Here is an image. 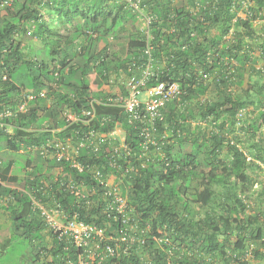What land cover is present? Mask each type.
Listing matches in <instances>:
<instances>
[{"label":"trees","instance_id":"trees-1","mask_svg":"<svg viewBox=\"0 0 264 264\" xmlns=\"http://www.w3.org/2000/svg\"><path fill=\"white\" fill-rule=\"evenodd\" d=\"M130 1L151 16L147 28H130L140 18ZM130 1L12 0L0 14V112L17 106L27 88H48L54 99L50 107L41 105L46 98L35 100L27 112L6 119L15 126L13 135L0 128L9 149L39 148L25 158L24 177L10 180H20L25 191L8 189L9 203L0 209L11 211L14 235L37 248L41 264H80V254L89 264H250L251 248L264 258V180L257 176L264 173V0ZM27 36L37 47H26ZM109 38L122 47L113 51ZM150 56L153 72L145 87L169 80L180 84L181 93L163 109L165 119L153 131L157 145L142 158L139 128L93 87L120 69L141 76ZM92 102L96 114L88 125L67 124L65 108L86 119L82 111ZM45 120H51L49 128H42ZM34 125L40 131L30 130ZM118 125L132 151L119 159L121 169L109 165L106 145L96 153L83 150L80 159L96 163L104 176L115 174L136 232L122 216L115 220L105 187L90 171L53 157L49 168L61 173L52 179L38 162L54 137L77 139L89 129L109 133ZM14 164H6L2 181ZM69 182L95 192L78 196ZM33 198L60 205L67 219L76 216L116 238L128 229L145 242L126 251L121 243L116 255L99 259L59 238L60 228L48 227Z\"/></svg>","mask_w":264,"mask_h":264},{"label":"built area","instance_id":"built-area-1","mask_svg":"<svg viewBox=\"0 0 264 264\" xmlns=\"http://www.w3.org/2000/svg\"><path fill=\"white\" fill-rule=\"evenodd\" d=\"M11 5L12 0L0 1V14L3 13L6 6ZM131 5L139 11L140 15H144L143 19L145 20L147 28L151 23V16L143 14L139 2H131ZM146 52L150 54V48ZM148 60L147 66L142 70V75L138 76L131 71L132 73L128 76L125 85L126 91L109 97L107 101V104L121 108L128 115L129 121L132 124H136V127L139 128L140 134L144 138L141 144L142 152L140 153V157L142 158L148 155L151 145H157L153 131L156 128L157 122L165 119L163 109L169 101L173 100L181 93L180 84L169 80L159 81L153 87L146 88V81L153 72L151 70V62L153 61L152 56H150ZM56 75L58 76V73H56ZM54 86H56V84ZM23 96V101L20 102L15 109L6 107L2 110L0 112V119L14 117L19 113L26 112L28 110V103L38 97L47 96V90L44 89L39 94L33 90H25ZM94 101L97 102V100ZM62 114L68 125L73 122L82 121L86 126L89 121L95 117L96 111L92 102V107L90 109L82 111L86 119H81L80 115L74 114L68 108H65ZM0 126L4 127L5 123L0 122ZM61 130L62 128H57L51 131L55 133ZM115 132L116 129L109 133L89 129L88 131H83L82 135L78 134L77 139H74L72 136L66 139L56 137L48 140L44 146H42V154L45 156H52L58 161H66L72 168H75L79 172L90 171L93 177L105 187V195L109 198L107 209L117 213L114 217L115 220L119 219V216H122L124 221L127 222L131 228V232H136L137 223L131 221V218L128 217L129 204L120 184L116 181L115 174L110 173L104 176L102 169H100L96 163H89L80 159L83 150L96 153L106 145L109 147V151L107 152L109 165L116 170L121 169L119 159L123 156L132 155V151L126 144L125 136L123 140H120L116 137ZM126 169L129 171V168ZM68 186H70L72 193H78V196L84 198L89 193L95 192L94 189H92L91 192L87 190L83 182L79 184L69 182ZM33 203L41 212L49 228H60L59 238L67 239L78 248L90 252V255L94 256L97 252L99 259L108 255H116L119 249L118 246H120L121 243H126L127 250L132 243L139 242L143 244L145 242V238L129 233L128 229L122 231V235L119 239H115L112 235H107L104 227L80 220L76 216L74 218H65V212L60 205L57 207H47L44 202L36 198L33 199ZM113 241H117V243L113 244ZM251 249L248 251L247 256H252L253 252ZM78 259L80 264H89L84 254H80Z\"/></svg>","mask_w":264,"mask_h":264},{"label":"rangeland","instance_id":"rangeland-1","mask_svg":"<svg viewBox=\"0 0 264 264\" xmlns=\"http://www.w3.org/2000/svg\"><path fill=\"white\" fill-rule=\"evenodd\" d=\"M179 4V1L177 2ZM143 14H146L145 11H143ZM244 15V14H243ZM141 18L134 22H130L129 26L133 30L136 29H143L145 28V20L144 15H140ZM24 42L26 44V47L28 45H32L33 47H37L38 41L26 37L24 39ZM113 44V45H112ZM115 44V45H114ZM111 45L114 49H119L122 47V45H119L117 42L115 43L114 40L111 41ZM101 46H104V43H101ZM45 50V49H44ZM43 47L38 48L36 52H39V57H42L43 55ZM47 53V52H46ZM44 54L49 59V54ZM21 75L23 73L21 72ZM96 87V86H95ZM211 95L209 92L207 96ZM50 102V101H49ZM47 104V103H45ZM124 130H122L121 127H119L115 135L118 137V139L123 140L124 138ZM28 153H32L31 156L35 154V151H25L24 155L20 154L17 151L11 150L7 147V137L5 135H0V157L4 160L12 158L15 160V164L13 167V173L18 175L20 178L21 173H23L24 169V161ZM26 155V156H25ZM44 169H46V177L51 178L50 176H53L52 169L48 170V165L46 162L44 163ZM23 176V175H22ZM260 179L264 180V173L261 172V174L257 175ZM20 181V180H19ZM20 182L14 183V185H20ZM255 188H258V185H255ZM9 212H11L9 210ZM12 237L11 241H9V238ZM5 240V241H4ZM48 243H51V237H47L46 239ZM37 251V248L30 244V242L26 239H22L18 237V235H14L13 229H12V221H10L9 214L7 213H0V264H41L39 261L35 260V252ZM255 254V253H254ZM252 254V256H248L247 259L250 264H264V258H257Z\"/></svg>","mask_w":264,"mask_h":264},{"label":"crops","instance_id":"crops-1","mask_svg":"<svg viewBox=\"0 0 264 264\" xmlns=\"http://www.w3.org/2000/svg\"><path fill=\"white\" fill-rule=\"evenodd\" d=\"M102 42L104 43V46H105V42L103 40H100L99 41V47H100V49H102L104 47V46H101V43ZM114 50H116V49L113 48V51ZM113 66H115V65H113ZM127 78H128L127 73L125 71H123L122 69L118 70V72H114V73L112 72L110 74L109 80L106 83H103L102 86H100V87L97 86L96 88H94V91L100 93L102 97H106V98L107 97L109 98L111 96H114L117 93L125 92L126 91V86L125 85H126V82H127ZM50 100H49L50 102L48 101V103H47L48 104V107H50L52 105V103L54 102V99L53 98H50ZM96 100H98V99H96ZM41 105L45 107V104L42 103ZM38 113H39V116L44 115L42 111H39ZM44 123H45V125H49L51 123V120H45ZM32 127H33V129L36 132L40 131V128H38L39 127L38 125L37 126L34 125ZM6 131L9 132L10 134H12L14 132V128L11 125H9V127L7 128ZM23 150H26L25 147H23L22 150L19 151V153L22 154L23 153ZM26 151L28 152V150H26ZM31 154L32 153H28L26 157H32V158H34L35 156H31ZM11 160H14V159L9 158V159L3 160V163H2L3 170L7 167L6 164L9 165V163L11 162ZM36 162H37V160H36ZM38 162H39V164L42 167L44 166V160L43 159H41V160L38 159ZM52 172H53V176H51V178L52 179H56L58 177V175L61 173V168L56 167V168L52 169ZM4 173H3V175H4ZM14 175L15 174L13 173V169H12V171L8 175H6V174L4 175L9 180L6 179L5 181L2 182V186L0 188V195H3L4 196L8 192V189H16V188L17 189H20V187H18L17 185H14V183H16V182L18 183L20 181H16V182L10 181L11 179H13V176ZM21 177L22 178L24 177V173H21L20 178ZM3 212H4L3 210H0V213H3ZM4 213H6V212H4Z\"/></svg>","mask_w":264,"mask_h":264},{"label":"clouds","instance_id":"clouds-1","mask_svg":"<svg viewBox=\"0 0 264 264\" xmlns=\"http://www.w3.org/2000/svg\"><path fill=\"white\" fill-rule=\"evenodd\" d=\"M141 18V17H140ZM145 28H146V26H145ZM109 40L110 41H112L110 38H109ZM96 86V85H95ZM93 87V89L94 88H96V87ZM44 89H46L47 90V96H45V97H38V98H36L35 100H40V99H43V98H46V99H48L47 100V103H48V101L50 100V98H53V97H50L49 96V92H48V88H43L42 90H44ZM25 90H33L34 92H36L37 94H39L40 92H37L36 90H34V89H30V88H27V89H25ZM35 100H31L29 103H28V109H29V107H30V103L31 102H33V101H35ZM105 101H106V103H108L107 101H108V97L107 98H105L104 99ZM23 101V100H22ZM21 101V102H22ZM51 101V100H50ZM18 104H20V102L18 103ZM44 104V103H43ZM48 106V104H45V107H47ZM17 106H15V107H11V108H16ZM28 111V110H27ZM26 111V112H27ZM39 111H42L43 113H44V111L43 110H39ZM23 113H25V112H22V114ZM19 114H21V113H19ZM18 115V114H17ZM16 115V116H17ZM16 116H14V117H16ZM14 117H8V118H4V119H0V122L2 123V122H4L5 123V126L4 127H1L0 126V128H2V129H4L5 131L7 130V128L9 127V125H11L13 128H14V130H15V126H14V124H12V123H7L6 122V119H13ZM50 125L51 124H49V125H45V123H44V125L42 126V128H49L50 127ZM119 127H121L122 128V126L121 125H118L115 129L117 130ZM52 129H57V128H52ZM114 129V130H115ZM31 130H34L33 129V127H32V129ZM122 130H124L123 128H122ZM35 131V130H34ZM36 132V131H35ZM57 132H59V131H57ZM57 132H55V133H57ZM124 132H125V130H124ZM7 133H9V132H7ZM14 133V132H13ZM12 133V134H13ZM10 134V133H9ZM11 134V135H12ZM124 136H125V133H124ZM54 138H56V137H54ZM36 149H38L39 150V148L38 147H32V148H29V150L28 151H35ZM25 151L26 150H23V153H25ZM22 153V154H23ZM43 156H44V158L43 159H45V162H46V164L48 165V170H50V168H49V166H50V163H51V161L49 160V159H52L53 157L52 156H45L44 154H43ZM3 160L4 159H2L1 157H0V174H2V171H3V168H2V163H3ZM44 162V163H45ZM44 167V166H43ZM44 169V168H43ZM44 172L46 173V169H44ZM16 175V174H15ZM46 175V174H45ZM16 176H18V175H16ZM51 177V176H50ZM2 178L0 177V185L2 186V180H1ZM117 181V180H116ZM48 183H49V180H48V182L47 181H44V185L45 186H48ZM118 183V182H117ZM18 187H20V189H17V190H21V191H25V188H24V185H23V183H20V185H18ZM33 199H35V198H33ZM33 199H32V201H33ZM9 200H10V197L8 196V194H5L4 196L3 195H0V204H2V206H6L7 207V205H8V203H9ZM12 200V199H11ZM45 204V203H44ZM33 205V208H34V210L35 211H39L36 207H35V205H34V203L32 204ZM0 210H3L4 212H6V213H8V214H10V212L8 211V210H6V209H4V207L2 208V209H0ZM9 218H10V215H9ZM10 221H12L11 220V218H10ZM92 224V223H91ZM106 233H107V231H106ZM107 235H109L108 233H107ZM121 235H122V232H121V234L119 235V237H114L115 239H119L120 237H121ZM114 243H117V241H113ZM125 243V242H124ZM120 247H121V244H120V246H118V251L120 250ZM126 243H125V247H124V251H126ZM248 257V256H247Z\"/></svg>","mask_w":264,"mask_h":264}]
</instances>
